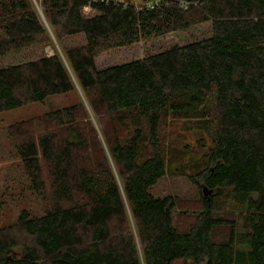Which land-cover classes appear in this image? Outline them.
<instances>
[{
    "label": "trees",
    "instance_id": "1",
    "mask_svg": "<svg viewBox=\"0 0 264 264\" xmlns=\"http://www.w3.org/2000/svg\"><path fill=\"white\" fill-rule=\"evenodd\" d=\"M36 1L46 20L33 0H0V57L19 60L0 68V112L76 91L74 77L91 111L78 96L10 127L45 214L0 228V264H242V240L264 264V0ZM145 43L157 51L133 58ZM177 113L212 141L180 220L154 192L177 160ZM248 192L249 209L228 210Z\"/></svg>",
    "mask_w": 264,
    "mask_h": 264
},
{
    "label": "rangeland",
    "instance_id": "2",
    "mask_svg": "<svg viewBox=\"0 0 264 264\" xmlns=\"http://www.w3.org/2000/svg\"><path fill=\"white\" fill-rule=\"evenodd\" d=\"M33 1L36 6L38 5L37 7H40L39 2L36 0ZM134 1L138 3L145 2V0ZM50 33L53 35L51 28ZM176 38L175 35H172V38H169V40ZM53 40V45L46 46V51L49 54H53L55 49H59V44L54 35ZM188 40H183L177 44L184 43ZM80 41L81 38L77 37L67 43L75 44ZM149 47L151 46L148 43L139 45L135 51H132L133 58L157 51L149 49ZM32 51V49H28L25 54L32 57ZM17 61L19 60L16 57L2 56L0 57V68L12 65ZM107 63L109 64L110 62ZM78 96L85 102V96L83 97L77 88L76 91L51 95L45 101L29 102L25 105L0 112V228L4 229L14 225L23 211H27L31 218L41 217L45 214L44 202L42 198L39 199L37 194H35L24 168L22 158L16 152L14 146L16 141L13 138V134L10 133V127L14 124L27 121L28 123L22 126L31 125L33 129L36 127L37 118L41 117L43 119V115L52 110L73 105L78 101ZM172 115L173 117L168 118V121L172 130L175 131L176 143L175 147H173L177 155V160L170 161L169 173L165 179L161 180L154 187V192L160 196L172 194L177 199V206L174 211L175 216L180 220V212L190 210V204L195 206L200 201L202 182L196 184L188 175L200 167V157L206 148L203 142L211 143L212 141L208 129L199 118L185 117L186 114L184 113ZM31 119L34 120L30 121ZM207 150H211L210 145L207 147ZM179 166L182 167L180 170H184L186 175L174 174L175 168ZM212 193L214 192H207L206 195L203 193V195L208 198L212 196ZM237 195L235 196L233 194L228 199L230 205L228 210L240 213V211H246L250 208L249 198H258L259 193L248 192L247 194L237 193ZM213 199L214 202L222 203V199L217 195ZM240 223H242V219ZM239 230L240 233L242 231L243 233L246 232V229L242 227H239ZM239 248L243 252L242 264H252L250 255L252 249L251 244L248 241L243 242L242 240ZM174 264L186 263L183 260H178Z\"/></svg>",
    "mask_w": 264,
    "mask_h": 264
},
{
    "label": "water",
    "instance_id": "3",
    "mask_svg": "<svg viewBox=\"0 0 264 264\" xmlns=\"http://www.w3.org/2000/svg\"><path fill=\"white\" fill-rule=\"evenodd\" d=\"M37 6H38V5H37ZM37 8H38L39 13L41 14L42 18H43L44 20H46V18H45V16H44V13H43L42 9H41L40 7H37ZM58 46H59V45H58ZM59 48H60V47H59ZM74 80H75L76 87L78 88V90L80 91V93L82 94V96L84 97L83 91L81 90V87H80V85H79V83L77 82V80H76L75 77H74ZM85 103H86L87 107L90 109L89 104H88L86 98H85ZM90 110H91V109H90ZM203 191H204V194H205V195H206L207 192H210V193L212 192L211 190H208L206 186H203ZM208 200H210V197H208Z\"/></svg>",
    "mask_w": 264,
    "mask_h": 264
},
{
    "label": "built area",
    "instance_id": "4",
    "mask_svg": "<svg viewBox=\"0 0 264 264\" xmlns=\"http://www.w3.org/2000/svg\"><path fill=\"white\" fill-rule=\"evenodd\" d=\"M160 4V1L159 0H152V1H150L148 4H147V6L149 7V8H155L157 5H159ZM184 5H186V4H184Z\"/></svg>",
    "mask_w": 264,
    "mask_h": 264
}]
</instances>
